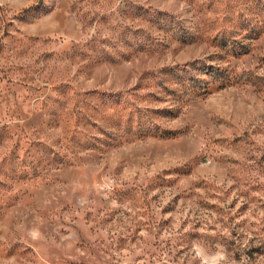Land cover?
<instances>
[{"label": "rangeland", "instance_id": "374dc122", "mask_svg": "<svg viewBox=\"0 0 264 264\" xmlns=\"http://www.w3.org/2000/svg\"><path fill=\"white\" fill-rule=\"evenodd\" d=\"M0 264H264V0H0Z\"/></svg>", "mask_w": 264, "mask_h": 264}, {"label": "trees", "instance_id": "16d2710c", "mask_svg": "<svg viewBox=\"0 0 264 264\" xmlns=\"http://www.w3.org/2000/svg\"><path fill=\"white\" fill-rule=\"evenodd\" d=\"M197 62L189 64L191 66H193V69H200V72L207 75L209 78L213 79L214 81L219 80L218 82V87L221 88V86H224L225 84L229 83L230 81L228 79H225V77L223 76V69L219 68V67H213L211 65H200ZM187 73V74H186ZM193 72H191L190 70L187 69V67H182V68H178V67H173V68H166L160 71L159 73V77L156 76L155 79L156 80H160L161 82H167L168 84H170V86L168 87V89L170 90L171 93L174 92V86L175 84L177 85H191L194 88H197V94H201V93H207L209 88L207 87V85H202V81H205L202 78L199 77H194V75L192 74ZM161 74V75H160ZM161 76V77H160ZM173 78L174 76L179 78L177 80H171L170 78ZM110 97V98H108ZM108 99H104L107 101H103L102 102V107H106V108H110L113 111L116 109V107H122L121 103L118 101H115L113 99H111V95H108ZM122 109H120V111H122ZM140 111V109H139ZM148 112V110H147ZM137 118L136 120L133 121V117L134 116ZM107 116H112V114H109ZM142 116H140V114H131V112H129L128 114V119L125 121V125L124 127H121V124H114L112 125V123L110 122L111 125H109L110 128H112L114 130V132H122L121 136L123 135L124 139L129 140L127 134H130V136H132V138L135 139H139L142 138L144 136H158L161 138H166L169 136V134H171V131H154L152 129H150L149 126H145L144 123L146 120L140 119ZM110 121V119H109ZM132 122L135 124H132ZM148 127V128H147ZM117 132V133H118ZM129 132V133H128ZM103 134L107 135L108 132L105 131ZM81 147H85L86 149L89 148V146L87 145H82Z\"/></svg>", "mask_w": 264, "mask_h": 264}]
</instances>
